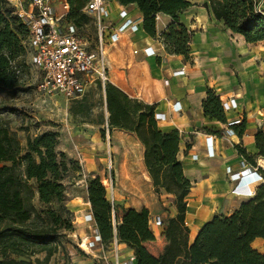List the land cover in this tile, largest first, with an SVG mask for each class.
Instances as JSON below:
<instances>
[{
	"label": "trees",
	"instance_id": "obj_1",
	"mask_svg": "<svg viewBox=\"0 0 264 264\" xmlns=\"http://www.w3.org/2000/svg\"><path fill=\"white\" fill-rule=\"evenodd\" d=\"M109 1L126 8L137 6L144 31L151 36L157 35L156 17L168 16L171 21L160 38L167 53L183 56L187 61L194 31L181 23L180 15L196 6L197 1L204 2L203 6L218 21L242 35L247 43L264 42V0ZM67 2L68 20L79 29L86 26L91 18L82 10L89 0ZM27 34L14 7L7 0H0V92L20 83V69L28 59ZM97 84L103 88L100 82ZM106 95L111 127L134 134L143 144L144 163L154 193L164 202L161 193L165 192L175 203L176 214H169L164 225L168 246L159 257L145 247L146 242L157 239L150 226L149 209H122L119 239L132 251L136 264H264V253L253 247L257 238H264V187L232 214L216 215L191 243L187 211L193 186L178 159L180 132L161 130L156 119L157 105L132 98L115 84H107ZM73 101V116H91L92 104L87 93ZM203 109L205 116L227 123L220 96L214 90H208ZM232 128L242 137L247 122L244 119ZM254 138L259 158L264 159V128H259ZM58 146L57 131L29 137L23 145L9 122L0 118V264H51L67 232L73 230L65 181L70 172L82 175V168ZM238 150L253 165L257 164L243 148ZM87 192L96 228L108 245L114 238L112 204L100 176L87 180Z\"/></svg>",
	"mask_w": 264,
	"mask_h": 264
},
{
	"label": "crops",
	"instance_id": "obj_2",
	"mask_svg": "<svg viewBox=\"0 0 264 264\" xmlns=\"http://www.w3.org/2000/svg\"><path fill=\"white\" fill-rule=\"evenodd\" d=\"M109 3L113 10L114 20L120 18L123 11L142 17L137 6L126 8L116 1ZM195 3H197L196 6L180 15L181 23L189 30L194 31L189 61L185 60L183 56L169 53L166 54V60L147 58L142 51L135 55L133 51L142 50L143 41L140 35L129 34L119 44H123L125 41L128 43V52L132 60L136 62L132 73L133 77L135 76V81L133 83L131 82L133 79H130L128 82L123 75L118 74L115 84L131 97L137 96L145 103L157 105L156 113L166 114V119L159 121L161 130L166 132L178 130L180 132L178 159L183 165L186 177L193 186L188 196L187 211L191 243L200 229L216 215H219V207L226 197L231 198V205L234 209H238L246 200L231 195L233 183L229 179L228 168H232L233 172L240 171L243 160L252 166L264 167V159L259 158V150L254 138L255 132L259 128H264V42L247 43L242 35L233 33L222 21H218L203 6L204 2L197 1ZM170 21L168 16L160 14L157 21V33L161 34L167 29ZM117 45H111L110 48ZM144 59L148 60V66L145 65ZM180 68H184L186 74L173 77L172 72ZM139 74H143L140 86H138V89L142 90V97L135 94L136 77L140 76ZM166 80H169L168 85ZM233 88L239 92L240 108L226 113L227 122L242 115L247 122L245 133L250 134L249 138L237 134L230 138L222 136L227 129V123L211 119L204 114L203 101L208 90L212 89L218 94ZM174 100L179 102L182 107L181 112H176L171 107V102ZM98 129L94 123H86L84 126L78 127L75 133L76 148L62 150L78 161L82 168V175L77 173L79 178L76 179V182L83 187V197L77 194L70 199V206L76 213L85 210V214L79 218L80 223L76 224L78 229L96 225L87 224L84 221V216L91 211L87 180L100 174L99 171L97 174L92 173L98 168L95 158H92L94 150L101 140ZM114 134L118 143L120 139L124 140L130 137V140L138 146L140 150L139 162L151 192L153 185L144 163L143 144L134 134L115 129ZM208 136H214V158H209L206 152ZM238 147L253 156L257 164L253 165L252 162H249L239 152ZM194 155H198V160H193ZM125 162H128V159ZM132 190L131 192L137 195L140 192L137 186H133ZM161 197L164 202L156 200V203L148 201L145 195L129 198L124 201L125 204L123 203L126 207L124 210L147 208L151 217L162 216L165 218L164 209L167 208L168 214L174 217L176 214L175 203L170 201L171 196L162 192ZM81 201H83L84 207L80 204ZM122 212L123 216L124 211ZM119 216L121 219L122 216L120 214ZM75 232L83 236V233H78V230ZM155 234L157 239L146 242L145 247L152 255L159 257L168 246L165 226ZM122 247L125 246L122 245ZM253 247L264 253V238H257L253 242ZM126 249L128 253H132L130 249Z\"/></svg>",
	"mask_w": 264,
	"mask_h": 264
},
{
	"label": "built area",
	"instance_id": "obj_3",
	"mask_svg": "<svg viewBox=\"0 0 264 264\" xmlns=\"http://www.w3.org/2000/svg\"><path fill=\"white\" fill-rule=\"evenodd\" d=\"M7 1L14 7L15 15L27 28L28 34L25 43L29 62L42 74L39 89L45 93L61 94L67 100L73 101L81 99L93 83L100 82L103 89L106 90L109 83V46L119 44L129 34L132 36L140 35L143 41L142 50L133 51L135 55L142 51L147 58L166 60L167 51L160 34L157 33L156 36L147 34L143 28V18L130 15L125 11L120 14V18L114 20L109 0H89L82 10L97 23L98 33L95 44L83 35L74 23L68 20L70 7L67 0ZM156 20H159V15ZM185 74L184 68L172 72L173 77ZM168 83L169 80H166L167 85ZM218 95L225 113L240 108V95L235 88L222 91ZM171 107L176 112L182 110L176 100L171 102ZM156 119L158 121L165 120L166 114L156 113ZM243 120L244 117L239 115L234 120L227 122V129L222 136L230 138L236 135L232 127L241 124ZM243 136L249 138L250 134L244 133ZM110 139L108 133L107 140L109 143ZM213 139L214 136H208L206 139V152L209 158L215 157ZM111 156L109 145L107 158L109 160L110 178L105 179L103 184L109 199L112 196L111 204L115 206ZM193 160H198V155H194ZM241 167L242 169L237 172L228 168L229 179L233 183L231 195L248 200L255 197L259 189L264 187V167L252 166L244 160L241 162ZM235 210L231 205V198L226 197L219 207V215L228 216ZM116 216L117 213L114 214V217L112 216L114 238L110 244L105 245L101 234L95 227L96 225H90L96 224V222L92 211L88 212L84 216V221L90 225L88 228L92 230V236L81 238L78 246L85 252H94L99 249L104 252L107 248L115 254V264H136L133 253L124 251L122 247L118 229L120 221ZM164 225L165 218L162 216L151 217L150 226L153 232H159Z\"/></svg>",
	"mask_w": 264,
	"mask_h": 264
},
{
	"label": "rangeland",
	"instance_id": "obj_4",
	"mask_svg": "<svg viewBox=\"0 0 264 264\" xmlns=\"http://www.w3.org/2000/svg\"><path fill=\"white\" fill-rule=\"evenodd\" d=\"M80 32L88 37L93 44L96 43L98 26L93 18L90 19V22L86 26L80 29ZM128 50L127 41L112 48L109 46V56L111 57H109L108 77L110 83L116 84L118 74L123 75L128 82H130V79H133L131 82L134 83L135 76L133 77L132 73L135 69L136 62L132 60ZM143 61L145 65H149L148 60L144 59ZM20 70L19 85L11 90L0 92V118L9 122L23 145H26L29 137H34L39 133L48 131H57L59 133L58 148L61 150H72L76 148L75 143L77 141L75 133L78 127L90 122L96 124L100 131L101 140L92 155V158H95L98 164V168L92 171V173L97 174L99 171V176L102 178V181L109 179L110 169L107 156L111 142L109 143L107 140L106 112L108 97L106 90L101 88L97 83H93L88 87L87 92L88 100L92 104L91 116L86 118L73 116L71 114V108L74 105V101L67 100L61 94L45 93L39 89L42 74L30 64L29 58L27 59L26 66L21 67ZM139 75L136 77L137 86L135 85V94L142 97V90H139L138 86H140V80L143 74ZM132 98H137V96ZM119 141V143L116 141L114 134L112 136V147L111 145L110 147L114 154L115 174L113 180L115 187L113 201H115V206L112 205V216L114 217V214L117 212L118 220L120 221L119 214L122 216V209H126L124 205L125 200L145 195L148 201L156 203V200H159V196L154 193L153 187L150 192L147 178L139 162L140 150L138 146L130 140V137L129 139L125 138ZM127 159L128 162H125ZM78 178V175L70 172L65 181L67 205L73 213V230L67 232V237L54 254L51 264H115V254L107 248L104 252L100 249L94 252H85L78 246L81 238L92 236V230L88 228L89 226L82 229H78L76 226V224L80 223L79 218L85 214V210L76 213L70 206V199L74 195L78 194L83 197V187L76 182ZM133 186L139 188L140 192L138 195L131 192L133 191ZM110 199L112 200V196H110ZM80 204L83 207L85 206L83 201ZM164 210V217L166 219L169 216V210L167 208ZM76 230H78V233H83V236L77 234L75 232ZM123 249L124 251L127 250L125 247Z\"/></svg>",
	"mask_w": 264,
	"mask_h": 264
},
{
	"label": "bare ground",
	"instance_id": "obj_5",
	"mask_svg": "<svg viewBox=\"0 0 264 264\" xmlns=\"http://www.w3.org/2000/svg\"><path fill=\"white\" fill-rule=\"evenodd\" d=\"M107 116H108V119L106 120V128H107V130H108V133H109V135H110V145H111V147H112V136L114 135V129L111 127V125H110V113H109V110H108V107H107ZM111 157L110 158H112V161H113V166H112V171H111V174H112V180H114V154H113V152H112V148H111Z\"/></svg>",
	"mask_w": 264,
	"mask_h": 264
}]
</instances>
